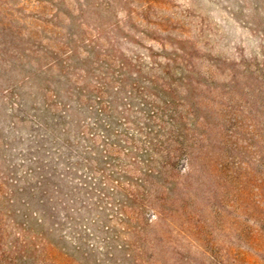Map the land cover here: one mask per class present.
<instances>
[{
  "label": "rangeland",
  "instance_id": "rangeland-1",
  "mask_svg": "<svg viewBox=\"0 0 264 264\" xmlns=\"http://www.w3.org/2000/svg\"><path fill=\"white\" fill-rule=\"evenodd\" d=\"M263 185L264 0H0V264H264Z\"/></svg>",
  "mask_w": 264,
  "mask_h": 264
},
{
  "label": "trees",
  "instance_id": "trees-1",
  "mask_svg": "<svg viewBox=\"0 0 264 264\" xmlns=\"http://www.w3.org/2000/svg\"><path fill=\"white\" fill-rule=\"evenodd\" d=\"M212 176L214 183L220 190V197L222 199L239 198L243 192L242 178L239 168H205ZM259 197L264 199V185L257 187Z\"/></svg>",
  "mask_w": 264,
  "mask_h": 264
}]
</instances>
